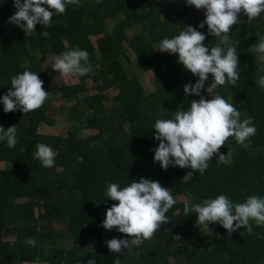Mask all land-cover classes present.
Wrapping results in <instances>:
<instances>
[{
  "label": "trees",
  "instance_id": "1",
  "mask_svg": "<svg viewBox=\"0 0 264 264\" xmlns=\"http://www.w3.org/2000/svg\"><path fill=\"white\" fill-rule=\"evenodd\" d=\"M15 11L13 0H0V98L11 87V78L25 70L37 72L49 96L41 108L26 114L20 109L5 113L0 102V126L17 128L13 148L6 139L0 141V264H87L89 259L96 264H264V238L257 237H264V227L250 221L252 235L245 227L229 234L212 223L211 235L199 246L192 238L202 228L196 226L197 214L184 213L185 200L202 203L226 195L241 203L252 195L264 197V88L257 83L264 76V54L255 50L264 37V12L251 22L241 13L239 23L231 27L230 46L237 49L240 78L235 86L226 83L215 90L229 102L233 99L241 121L252 118L257 132L242 144L229 137L200 175L179 166L163 170L154 162L159 144L154 125L201 98L185 95L184 86L199 78L184 68L178 54L157 50L160 41L193 26L205 34L209 49L225 47L220 37L208 34L206 24L199 28L203 9L188 6L186 0H80L79 5H68L63 15H54L50 26L37 24L27 36L9 23ZM170 12L183 27L174 24ZM133 27L139 33L129 37L126 31ZM77 47L89 53L92 71L78 76L79 84L60 90L74 124L67 138L48 145L57 155L54 166L46 168L34 153L38 143L47 144L40 130L56 123L49 116L53 87L40 68L48 55ZM128 51L142 72L155 76L153 91H145L125 74L122 61L129 62ZM258 58L263 65L257 64ZM211 82L209 74L201 91L205 98ZM111 90L118 93L109 100ZM76 127L102 132L81 138ZM219 154H225L224 162H219ZM141 177L159 180L173 197L184 199L166 213L169 223L134 247L131 255L127 249L110 252L107 240L130 237L102 227L107 209L118 203L106 196L107 187L118 183L123 188ZM28 238L37 241L35 247L25 243ZM60 239L67 242L61 245Z\"/></svg>",
  "mask_w": 264,
  "mask_h": 264
},
{
  "label": "clouds",
  "instance_id": "2",
  "mask_svg": "<svg viewBox=\"0 0 264 264\" xmlns=\"http://www.w3.org/2000/svg\"><path fill=\"white\" fill-rule=\"evenodd\" d=\"M79 3L80 0H13L16 11L9 18V23L19 26L27 36L36 31L37 24L50 26L54 15H63L68 5ZM186 4L204 10L205 19L199 28L203 29L206 24L208 34L220 37V43L225 47L209 49L204 44L205 34L193 26L183 28L173 38L160 41L157 50L178 54V60L184 68L199 78L195 84L189 82L184 86L185 95L201 98L193 100L186 111L179 108L173 112V118L155 121L154 138L159 144L154 150V162H159L163 170L169 166H179L203 175L209 162L229 137H234L237 143L242 144L257 132L252 118L241 121V113L234 106L233 99L229 102L217 95L215 90L226 83L235 86L239 80V58L236 46H230V29L239 23L241 13L247 16L249 22L259 17L264 12V0H186ZM255 50L264 54V37L260 38ZM261 58L264 59V56ZM88 61L89 53L77 47L54 57L51 67L66 80L90 73L92 66ZM209 74L212 82L206 88L209 98H205L201 91L205 88ZM257 83L264 88V76H260ZM43 84L37 72L25 70L14 75L7 94L0 98L3 111L9 113L20 109L26 114L41 108L49 96ZM16 135V125L7 130L0 126V141L6 139L9 148L16 145ZM36 149L34 157L44 167H53L56 152L43 143H38ZM218 160L224 162L225 154H219ZM106 196L118 203L107 209L102 227L106 230L116 228L130 237L107 240V247L113 253L127 249L129 255L134 247L150 240L162 225L169 223L166 213L176 203L168 188L162 186L159 180L143 177L123 188L118 183H110ZM184 213L185 216L196 213V226L206 227L210 235L209 225L212 223H219L229 234L245 227L247 234L252 235L250 221L264 227V197L252 195L241 203L233 202L226 195H218L202 203L185 200ZM257 237L264 238L259 234ZM173 238L181 240L180 235ZM25 243L35 247L37 241L28 238ZM87 264H96V261L89 259ZM114 264H119V261L116 260Z\"/></svg>",
  "mask_w": 264,
  "mask_h": 264
},
{
  "label": "rangeland",
  "instance_id": "3",
  "mask_svg": "<svg viewBox=\"0 0 264 264\" xmlns=\"http://www.w3.org/2000/svg\"><path fill=\"white\" fill-rule=\"evenodd\" d=\"M96 3L101 2L102 0H94ZM171 20L174 22V24L177 27H183L178 20L174 16L172 12L169 13ZM109 30H113V23L111 21L107 22ZM139 33V28L133 27L126 31V34L129 37H133ZM93 42H95L94 39H92ZM128 55L130 56L129 62L122 61V67L125 71V74L128 78H135L140 83V86L142 89H144L147 92L153 91L154 88V81L155 76L150 73H144L141 71L140 67L137 65V63L134 61V56L130 51H128ZM36 57H39L37 54ZM54 57L52 55H48L46 61L42 63L40 72L46 73L50 77V81L53 87V95L50 96L49 101L51 102V109L49 111V116L52 118L53 121H55L56 125L52 127L44 126L40 131V134L43 138L48 139L46 145H52L53 141L58 137L67 138L68 137V130L73 126V122L70 119L71 113H70V105H66L64 103V100L61 99V92L60 90L64 87L71 86V85H77L79 84V78L78 76L69 77L65 80V78L61 77L58 72L54 71L51 67L54 62ZM263 65L262 59H257V64ZM118 91L117 90H111L107 92V97L109 100H112L116 95ZM110 105V104H108ZM76 133L81 138H87L92 135H96L101 133L102 131H92L87 129H82L80 127H76ZM52 143V144H51ZM50 147V146H49ZM53 149V148H52ZM1 168H4V164H0ZM174 199L176 201H182L184 198L182 196H175ZM22 202L24 200H21ZM55 229L63 228V226H54ZM109 230H107L108 232ZM106 232V233H107ZM107 234H105L106 236ZM105 238V237H104ZM193 240L196 242L197 245L201 246L204 244V242L209 238V234L207 233V228L202 227L200 230H197L193 233L192 236ZM9 240L14 241L15 237H10ZM59 244L64 245L67 240L66 239H60L57 240ZM25 264H31V263H25Z\"/></svg>",
  "mask_w": 264,
  "mask_h": 264
}]
</instances>
